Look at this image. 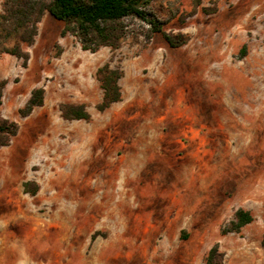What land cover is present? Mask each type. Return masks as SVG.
<instances>
[{"label": "rangeland", "instance_id": "rangeland-1", "mask_svg": "<svg viewBox=\"0 0 264 264\" xmlns=\"http://www.w3.org/2000/svg\"><path fill=\"white\" fill-rule=\"evenodd\" d=\"M147 1L161 32L129 18L118 50H81L45 13L24 67L0 53V120L18 127L0 146V264H204L214 246L264 264V0ZM106 63L122 97L100 112ZM238 209L252 222L221 234Z\"/></svg>", "mask_w": 264, "mask_h": 264}, {"label": "trees", "instance_id": "trees-1", "mask_svg": "<svg viewBox=\"0 0 264 264\" xmlns=\"http://www.w3.org/2000/svg\"><path fill=\"white\" fill-rule=\"evenodd\" d=\"M147 0H4L0 11V53L22 60L24 67L29 59L25 48L33 44L37 35V25L48 13L56 21L63 23L61 35L69 34L76 38L81 50L95 53L101 48L118 50L128 35L125 21L135 18L146 22L150 34L160 33L161 24L157 20L147 21L144 7ZM197 5V3H196ZM195 5V6H196ZM264 24V16H263ZM173 48L177 44L167 37ZM122 71L111 68L108 63L97 68L95 79L102 91V98L96 109L100 112L121 101L119 81ZM4 82L0 83V105ZM44 102V90H32L23 108L21 117H26ZM59 110L63 119L89 120L83 105L61 104ZM14 122L0 120V146H6L17 133ZM253 217L248 211L238 209L221 234L238 233L251 223ZM204 264H222L221 255L214 246L208 252Z\"/></svg>", "mask_w": 264, "mask_h": 264}, {"label": "crops", "instance_id": "crops-1", "mask_svg": "<svg viewBox=\"0 0 264 264\" xmlns=\"http://www.w3.org/2000/svg\"><path fill=\"white\" fill-rule=\"evenodd\" d=\"M119 82H120V81H119ZM145 152H146V151H145ZM145 154H146V153H142V159L140 160V162H135V161H134V163H132L131 165L142 164V161L145 160V158H144ZM148 156L150 157V154H149ZM132 157H135V156H132ZM132 157H131V158H132ZM149 157H148V158H149ZM140 158H141V157H140ZM129 164H130V162H129ZM131 165H128V166H131Z\"/></svg>", "mask_w": 264, "mask_h": 264}]
</instances>
